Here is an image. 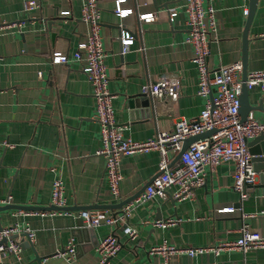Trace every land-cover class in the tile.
I'll use <instances>...</instances> for the list:
<instances>
[{"label":"crops","instance_id":"0c3cea01","mask_svg":"<svg viewBox=\"0 0 264 264\" xmlns=\"http://www.w3.org/2000/svg\"><path fill=\"white\" fill-rule=\"evenodd\" d=\"M114 2L98 0L114 118L126 137L145 141L160 131L173 130L179 119L196 117L204 107L205 98L198 94V71L192 62L193 48L185 42L184 0H125L121 7L132 13L122 19L113 12ZM211 3L216 36L210 43L208 68L243 63L249 0ZM83 4L84 0H40L39 8L27 17L22 0H0V207H50L52 184L57 178L63 183L65 207H72L69 214L0 211L2 228L17 225L34 234L31 241L24 233L7 240L21 244L23 264H98L97 243L112 229L106 225L86 228L79 211L120 202L108 194L105 159L97 153L101 135L94 119L92 85L73 57L88 33V26L81 21ZM169 8L177 13L171 21L166 12ZM64 11L68 14L60 15ZM148 14H155V20L143 23L141 17ZM121 31L134 38L123 55ZM52 52L67 56V63L52 65ZM244 63L246 74L264 70V0H257L247 27ZM162 75H176L181 81L177 106L171 108L164 101L153 100L151 114L139 107L137 117L131 118L128 101L141 95L143 84L153 83ZM247 100L255 107L249 114L264 123V88L248 90ZM158 161L156 151L122 157V199L132 197L151 181L158 173ZM231 171L226 163L213 169L205 166L204 184L195 189L193 198H173V187L166 199L155 196L134 207L129 224L137 237L128 238L122 227L114 229L121 247L108 264H162V256L149 253L151 247L163 243L177 248L213 247L237 240L243 225L264 236V188L251 193L247 189L248 198L240 200L232 188ZM259 183L257 174L254 185ZM229 207L231 212L221 211ZM168 218L178 221L165 228L152 224ZM70 241L76 251L67 261L57 253ZM14 263L15 255L0 254V264ZM171 264H264V249L179 255Z\"/></svg>","mask_w":264,"mask_h":264},{"label":"built area","instance_id":"2783aa9c","mask_svg":"<svg viewBox=\"0 0 264 264\" xmlns=\"http://www.w3.org/2000/svg\"><path fill=\"white\" fill-rule=\"evenodd\" d=\"M212 0H184L186 15L187 36L186 44L193 48L192 62L198 71V94L205 98L203 109L190 119H179L173 130L160 131L154 137L145 141H134L124 135L123 127L115 122L112 101L114 95L108 89V76L104 59L106 56L100 34V9L98 0H84L81 21L88 26L85 41L79 43L74 53L75 60L81 63V70L91 83L95 101L94 119L99 123L101 135V148L97 152L105 159V175L108 184V194L122 201L120 190V161L122 157L135 153L156 151L159 156L158 175H155L144 191L135 199L125 204L120 210L111 212L107 209H91L79 211L86 228L94 229L106 225L112 231L96 246L99 259L98 264H108L120 250V242L114 234V229L121 228L130 239L137 237L134 226L129 224L134 207L158 196L166 199L167 191L175 187L172 195L177 200L193 198L195 189L204 184V168L211 169L220 163L232 167V188L239 195L240 200L249 196L247 188L256 182L257 173L252 166V156L248 151L247 142L261 133H264V123L256 120L249 114L245 121L239 116L240 94L242 89V65L234 62L221 65L214 70L208 68L210 43L216 36L215 9ZM125 0H115L113 12L118 19L127 17L131 9H124L121 5ZM23 13L29 17L40 6V0H22ZM169 21L176 16L174 8L166 10ZM68 12H61L66 16ZM246 14L247 11H246ZM143 23L155 20V14L144 15L140 19ZM120 53L129 51L134 38L129 33L120 32ZM50 63H67V56L59 52L50 53ZM245 86L247 90L255 87L264 88V70L251 71L246 74ZM141 95L148 96L154 101H164L169 107L175 108L181 94V81L176 75H162L153 83L143 84ZM214 130V133L198 139L186 148L179 159L171 165L175 156L181 151L183 142L197 135ZM5 146H8L5 144ZM64 187L57 178L53 181L51 191V206L65 207ZM264 195V191H263ZM1 202V201H0ZM232 207L221 211L231 212ZM18 213L26 211L18 210ZM32 212V211H31ZM36 213V212H33ZM41 215L46 212H38ZM50 213L69 214L68 211L56 210ZM175 218L158 219L152 222L156 227L165 228L176 224ZM240 237L235 241H222L213 247L177 248L163 243L151 247L149 253L163 257L162 264H171V259L186 255L194 257L205 252L217 254L222 250H240L246 252L253 249H264V236L258 231L251 230L247 225L239 229ZM24 233L31 241L34 237L28 228L20 229L17 225H10L0 229V254L5 256L13 254L16 263L23 264L20 252L22 246L19 242L7 240ZM76 245L70 241L67 247L58 256L70 261L75 256Z\"/></svg>","mask_w":264,"mask_h":264},{"label":"water","instance_id":"95a60500","mask_svg":"<svg viewBox=\"0 0 264 264\" xmlns=\"http://www.w3.org/2000/svg\"><path fill=\"white\" fill-rule=\"evenodd\" d=\"M257 0H249V10L247 15V22H246V29L244 31L243 36V42H244V60L241 63L242 65V89L240 94V108H239V116L241 118V121H245L249 113L253 110H255V107H252L247 100V88L245 86V80H246V69H245V49H246V43H247V27L250 24V21L253 17L255 6H256ZM52 24V22H50ZM153 100L144 95H138L135 97H131V99L128 101V107L130 108V117L134 118L137 117V110L139 107H144L147 111L146 114H151L153 112ZM214 133V130L205 132L201 135H197L194 137H190L186 139L183 142L181 151L175 156L174 160L172 161L171 165L174 164L180 157V155L186 150V148L191 144L192 142L202 139L204 137H207ZM248 151L252 156V166L254 171L259 174V185H250L247 189H249V192H253L255 188H264V133L259 134L258 136L254 137L252 140L247 142ZM159 174V173H158ZM156 174V175H158ZM149 184V183H148ZM145 185L143 189L138 191L135 195L132 197H129L128 199L120 201L118 204L114 205H94L92 207H83V210L86 209H110V210H120L125 204L129 203L133 199H135L137 196H139L144 189L148 186ZM8 209H19V210H39V211H56V210H64V211H70L72 210V207H63V208H56V207H35V206H10L6 205L4 207H0V211L8 210ZM0 225V229H1ZM6 240H3L0 244H4Z\"/></svg>","mask_w":264,"mask_h":264}]
</instances>
